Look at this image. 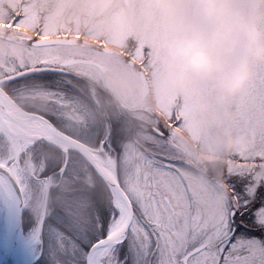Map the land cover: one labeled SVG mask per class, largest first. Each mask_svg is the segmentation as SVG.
<instances>
[{
  "label": "snow or ice",
  "instance_id": "obj_1",
  "mask_svg": "<svg viewBox=\"0 0 264 264\" xmlns=\"http://www.w3.org/2000/svg\"><path fill=\"white\" fill-rule=\"evenodd\" d=\"M113 60L159 70L139 35L81 31L70 0H0V244L22 264H264V64L225 154L177 96L147 131L89 116L79 86Z\"/></svg>",
  "mask_w": 264,
  "mask_h": 264
},
{
  "label": "clouds",
  "instance_id": "obj_2",
  "mask_svg": "<svg viewBox=\"0 0 264 264\" xmlns=\"http://www.w3.org/2000/svg\"><path fill=\"white\" fill-rule=\"evenodd\" d=\"M145 18L159 66L146 81L145 111L158 114L163 97L186 100L229 153L235 146L228 127L233 104L246 101L264 64V0H149ZM142 119L145 128L152 124L151 115Z\"/></svg>",
  "mask_w": 264,
  "mask_h": 264
},
{
  "label": "rangeland",
  "instance_id": "obj_3",
  "mask_svg": "<svg viewBox=\"0 0 264 264\" xmlns=\"http://www.w3.org/2000/svg\"><path fill=\"white\" fill-rule=\"evenodd\" d=\"M70 3L76 12L81 31H84L85 25H87L89 28L103 33L132 32L149 43V28L145 18V13L149 9V0H70ZM68 27L75 30L77 22L69 23ZM88 42L91 43V40ZM107 48L118 53L111 54L112 57L120 55L119 47L110 43ZM78 58L87 59L83 55ZM100 64L103 66L104 72L93 66L91 79L79 86L81 90L80 102L86 108L88 115L94 117L97 122H103L107 120L103 113L106 109L109 118L119 117L117 107L112 104L114 101L110 98L113 97L122 111L120 116L125 117L129 127H139L147 131L150 126L144 127L142 117L148 115L153 117L154 114L145 111V98L142 96L140 74L132 67L125 66L122 62L115 60ZM95 88L98 90L96 93H94ZM107 97L109 99H106ZM92 101L95 102L93 106L90 104ZM37 106L43 107V105ZM51 155L49 152L43 154L45 159L50 158ZM33 165V160L25 159L19 170L28 173ZM8 264H14L11 256Z\"/></svg>",
  "mask_w": 264,
  "mask_h": 264
},
{
  "label": "water",
  "instance_id": "obj_4",
  "mask_svg": "<svg viewBox=\"0 0 264 264\" xmlns=\"http://www.w3.org/2000/svg\"><path fill=\"white\" fill-rule=\"evenodd\" d=\"M107 51L108 52H113L111 49H108V48H107ZM80 59H83V58H80ZM95 66H97L101 70H104V68L100 64H95ZM140 78H141V81H142V96H143V98H145V94H146V91H147V82L141 76H140ZM10 255H11L12 259H13L14 264H22L23 259H22L21 253H13L10 250Z\"/></svg>",
  "mask_w": 264,
  "mask_h": 264
},
{
  "label": "bare ground",
  "instance_id": "obj_5",
  "mask_svg": "<svg viewBox=\"0 0 264 264\" xmlns=\"http://www.w3.org/2000/svg\"><path fill=\"white\" fill-rule=\"evenodd\" d=\"M10 256V248L7 246V244H0V264H8ZM21 256L24 260V256L22 253Z\"/></svg>",
  "mask_w": 264,
  "mask_h": 264
},
{
  "label": "flooded vegetation",
  "instance_id": "obj_6",
  "mask_svg": "<svg viewBox=\"0 0 264 264\" xmlns=\"http://www.w3.org/2000/svg\"><path fill=\"white\" fill-rule=\"evenodd\" d=\"M112 50V49H111ZM113 52H109V53H111V54H115L116 52L114 51V50H112ZM116 54H118V53H116ZM80 59V58H79ZM84 59V58H83ZM95 66V65H94ZM95 67H97V66H95ZM98 68V67H97ZM102 72H104V70H101ZM90 85H92V83H90ZM101 89H103V88H101ZM100 90V89H99ZM98 90L95 88V92L94 93H96ZM90 92H91V90H90ZM113 101H114V103H112L113 105H115L116 107H117V113H119L118 114V116L120 117V115L122 114V111L119 109V106H118V104L117 103H115L116 102V100H115V98H113V97H110ZM106 99H109L108 97L106 98ZM84 100H86V99H84ZM95 102L94 101H92L90 104L93 106V104H94ZM104 116H105V119H109V117H108V114H107V111H106V109L104 110ZM107 116V117H106Z\"/></svg>",
  "mask_w": 264,
  "mask_h": 264
}]
</instances>
